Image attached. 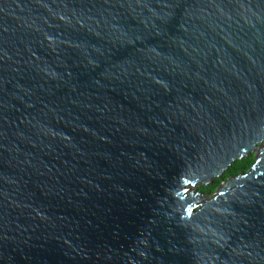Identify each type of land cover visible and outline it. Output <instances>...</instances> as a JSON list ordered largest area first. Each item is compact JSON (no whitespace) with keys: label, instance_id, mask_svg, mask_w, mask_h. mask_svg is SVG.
Segmentation results:
<instances>
[{"label":"water","instance_id":"water-1","mask_svg":"<svg viewBox=\"0 0 264 264\" xmlns=\"http://www.w3.org/2000/svg\"><path fill=\"white\" fill-rule=\"evenodd\" d=\"M262 139L264 0H0V264H264Z\"/></svg>","mask_w":264,"mask_h":264},{"label":"rangeland","instance_id":"rangeland-1","mask_svg":"<svg viewBox=\"0 0 264 264\" xmlns=\"http://www.w3.org/2000/svg\"><path fill=\"white\" fill-rule=\"evenodd\" d=\"M255 154L256 151H250L249 154L247 155V157L242 158V159H237L235 160L229 167L228 169L223 172L220 176L214 178L209 184H199L196 186V189L198 191H201L205 194H212L215 192V189L218 185H220L221 182H223L224 180H226L227 177H230L232 175L238 174L239 172H243L246 171L248 169L249 166H251L254 162V158H255ZM245 167L243 168V170H240L236 173H233L232 167H237L240 165H244Z\"/></svg>","mask_w":264,"mask_h":264},{"label":"trees","instance_id":"trees-1","mask_svg":"<svg viewBox=\"0 0 264 264\" xmlns=\"http://www.w3.org/2000/svg\"><path fill=\"white\" fill-rule=\"evenodd\" d=\"M245 167V164L244 165H240V166H237V167H232V170H233V173H236L240 170H243V168Z\"/></svg>","mask_w":264,"mask_h":264},{"label":"bare ground","instance_id":"bare-ground-1","mask_svg":"<svg viewBox=\"0 0 264 264\" xmlns=\"http://www.w3.org/2000/svg\"><path fill=\"white\" fill-rule=\"evenodd\" d=\"M263 142H264V140L262 139V140H260V142H257L255 145H256V146H257V145H260V144L263 143ZM252 150L255 151V149H251L250 151H252ZM250 151H249V152H250Z\"/></svg>","mask_w":264,"mask_h":264},{"label":"flooded vegetation","instance_id":"flooded-vegetation-1","mask_svg":"<svg viewBox=\"0 0 264 264\" xmlns=\"http://www.w3.org/2000/svg\"><path fill=\"white\" fill-rule=\"evenodd\" d=\"M240 173V172H239Z\"/></svg>","mask_w":264,"mask_h":264}]
</instances>
